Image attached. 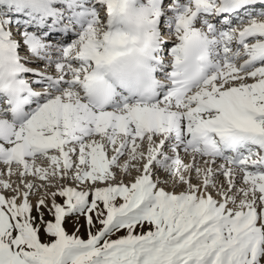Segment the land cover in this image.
I'll list each match as a JSON object with an SVG mask.
<instances>
[{
    "label": "snow or ice",
    "instance_id": "1",
    "mask_svg": "<svg viewBox=\"0 0 264 264\" xmlns=\"http://www.w3.org/2000/svg\"><path fill=\"white\" fill-rule=\"evenodd\" d=\"M0 165V264H264V0H0Z\"/></svg>",
    "mask_w": 264,
    "mask_h": 264
},
{
    "label": "rangeland",
    "instance_id": "2",
    "mask_svg": "<svg viewBox=\"0 0 264 264\" xmlns=\"http://www.w3.org/2000/svg\"><path fill=\"white\" fill-rule=\"evenodd\" d=\"M4 179H7L8 177H3ZM12 180L13 179H15L16 180V177L15 176H12V178H11ZM123 179L125 180V182H127V181H129L130 179H131V177L130 176H125V177H123ZM169 190H172L171 188L169 189ZM176 190H180V189H176ZM215 195V194H214ZM35 196H33L32 197V199L34 200L35 198H34ZM100 227V225L97 223L96 224V228H99ZM94 231H95V229H93ZM73 230H70L69 229V232L71 233ZM137 231H140V229H137ZM124 233L123 232H121V233H118L117 235H123ZM79 235L81 236V237H83V238H87V226H86V224H83V227L82 228H80V232H79ZM112 238H116V236L114 235Z\"/></svg>",
    "mask_w": 264,
    "mask_h": 264
},
{
    "label": "bare ground",
    "instance_id": "3",
    "mask_svg": "<svg viewBox=\"0 0 264 264\" xmlns=\"http://www.w3.org/2000/svg\"><path fill=\"white\" fill-rule=\"evenodd\" d=\"M12 178V177H11ZM13 181H15V179H13ZM170 189V188H169ZM176 191H178V190H176ZM6 194H10V193H6ZM215 193H213V195H214ZM35 199H36V197H34ZM35 199L33 200V202H35ZM79 224H80V228H82L83 227V224H85V221H84V218L83 217H81L80 218V221H79ZM69 229L70 230H73V228L70 226L69 227Z\"/></svg>",
    "mask_w": 264,
    "mask_h": 264
}]
</instances>
